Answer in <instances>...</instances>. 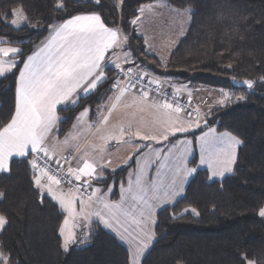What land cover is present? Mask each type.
<instances>
[{
	"label": "trees",
	"instance_id": "1",
	"mask_svg": "<svg viewBox=\"0 0 264 264\" xmlns=\"http://www.w3.org/2000/svg\"><path fill=\"white\" fill-rule=\"evenodd\" d=\"M156 1L160 0H121V4L100 0L96 5L64 0L66 7L61 11L54 9L56 0H0V40L8 42L2 45L21 48L23 56L18 58L22 60L48 37L50 25L83 12H97L107 26L128 36L125 51L154 77L232 94L229 103L213 109L206 125L242 141L234 173L222 181H210L207 170L197 171L184 197L159 213L157 240L142 264H239L242 253L264 264V218L258 214L264 207V0H165L177 9L190 8L192 24L164 64L146 52L145 40L130 23L142 5ZM21 7L30 24L17 29L11 25V13ZM116 73L107 70L109 82L81 99L78 106L59 110L60 137L82 110L94 111L112 95ZM17 75L0 78V126L14 112ZM242 80L255 84L251 89L233 84ZM160 91L172 97L163 85ZM239 96L244 99L237 100ZM128 170L108 173L104 183L122 180ZM0 192L4 193L0 214L9 220L0 235V251L11 256L12 264H128V250L97 222L86 244L63 250L58 225L66 214L50 197L40 202L25 160H15L9 173H0ZM185 208H195L199 216L189 211L182 218H172Z\"/></svg>",
	"mask_w": 264,
	"mask_h": 264
},
{
	"label": "snow or ice",
	"instance_id": "2",
	"mask_svg": "<svg viewBox=\"0 0 264 264\" xmlns=\"http://www.w3.org/2000/svg\"><path fill=\"white\" fill-rule=\"evenodd\" d=\"M93 2L100 4V0ZM159 6H167L165 0H160ZM65 7L64 0H56L55 10L62 11ZM152 8L153 5H142L138 12L143 14L146 9ZM175 11L181 16H188L191 9ZM11 14L15 17L11 24L16 28L30 24L22 7L12 10ZM139 19L137 16L130 23L136 25ZM49 28L50 35L43 46L22 60L18 59L23 56L21 48L0 46V78L18 73L14 112L10 120L0 126V173L11 171L10 162L14 157L27 162L32 172V183L41 197L40 202L50 197L59 206L61 214H66L58 225L60 246L65 252L69 251L71 245L86 244L94 232L93 223L97 222L111 229L129 245L128 264H141V257L155 239V231L150 225L156 223L157 208L175 201L183 192L184 182L197 171V167H188L191 151L188 146L193 143L192 140L180 141L185 147L178 153L173 152L175 144L165 151L163 146L153 147V142L162 145V142L176 137L178 133H188L193 126L199 128L200 109L191 107L192 93L186 85L179 88L172 85L174 92L169 100L168 94L160 91V79L141 68L131 52L125 51L128 36L119 28L107 26L99 13L83 12ZM7 43L0 40V45ZM161 63L164 64L162 59ZM20 64L23 66L19 67ZM108 65L114 66L117 73L116 78L111 80L110 91L113 95L108 97L112 102L107 109L108 114L98 109L101 123L108 122L112 111L126 94L135 97L134 103L150 105L161 116L159 129L145 130L142 124L134 127L129 122L104 138L105 142L114 140L117 144H133L137 156V169L130 175L127 187L121 184L118 201L108 199L111 187L108 193L92 187L93 181L102 178L110 160L104 161L101 157L98 163L88 159L86 153L79 158L59 156L54 150L55 146L49 145L50 134L60 120L57 105L76 107L81 99L109 82L106 69H112ZM261 81H264V77ZM243 83L251 89L255 82L245 80ZM181 90L188 91L187 105L179 102L177 93ZM153 91L160 97L159 100L150 99ZM220 91L219 105H226L233 99L232 94L223 89ZM236 99L242 100L244 97ZM88 113L89 109L85 108L77 116V122H83ZM181 113H185V116L181 117ZM203 123L206 125L207 121ZM76 127L73 125V128ZM71 138L70 134L62 143L68 145ZM196 139L200 147L199 164L207 165L211 173L209 179L233 172V165L237 161L236 148L242 143L241 140L228 132L216 133L215 128H209ZM76 150L79 151V148ZM100 151H104L103 147ZM74 159L78 160L75 167L72 166ZM127 159L131 160L132 156ZM149 168H155L154 177L147 174ZM65 183L70 186L67 193L61 187ZM3 195L0 192V197ZM189 211L199 216L195 208H185L172 218H182ZM258 214L264 218V207L259 209ZM8 223V218L0 214V232L5 230ZM0 264H12L11 256L0 251ZM239 264H256V261L242 253Z\"/></svg>",
	"mask_w": 264,
	"mask_h": 264
},
{
	"label": "crops",
	"instance_id": "3",
	"mask_svg": "<svg viewBox=\"0 0 264 264\" xmlns=\"http://www.w3.org/2000/svg\"><path fill=\"white\" fill-rule=\"evenodd\" d=\"M120 2L119 3L117 2V4H121ZM157 2H160V1H156L154 3H157ZM154 3H151V4H154ZM49 35L36 48V50H38L40 47L43 46V44L49 38ZM117 51H120V50L117 49ZM121 63H122V58H121ZM108 68L114 69V66L108 65ZM107 70L108 69H106V74H107ZM159 79L161 81V85H163L165 89L169 91L170 95L173 94L174 92L172 85H175L177 88H179L181 85H186L187 89L191 90L192 102H194V104L196 105V108L200 107V110H203V109H204L203 111L209 110L210 105L207 106V103L210 104L211 99L205 100L204 98H207L206 96H210V95L214 99V103H212V106H216V107L220 106L217 103V101L221 97V92L219 91H215L211 88H208L207 86H203L199 84L180 83L171 77L159 78ZM112 95H113V92H112ZM177 96L181 97L184 100H188V91L181 90L179 93H177ZM134 99L135 97H133L131 94H126L125 97H123L120 103L117 105L116 109L112 111L109 117V120L106 124L100 122L98 118V108L101 112L104 113V106H106L107 103H110L111 105L112 103L111 101L107 99L104 103H102V105L97 107L96 110L94 111L91 110V108H87L89 109L87 118L83 122L78 123L77 117H76L72 124V127L62 137H60L59 134H60V123L62 122L63 119L59 114V110L62 108H68L72 106L57 105V115L58 117H60V120L58 121L53 132L50 134L49 145L55 146L54 150L57 152L59 156L72 155L75 158H79L82 154L86 153L88 159L96 160L98 163L101 161V157H103L104 161H108V160L111 161L109 166L103 170L102 178L99 181H93V185H92L93 188H100L105 193H108V189L111 187L112 191L108 193V199L111 201H118L120 199V188H121L122 183L124 184L125 187H127V182H128L130 175L133 174L137 169V164H136L137 156L134 154L135 148L133 144H117L116 141L114 140H107V142H105L104 138L107 137L110 133L115 132V130L118 129L117 127L119 126V124L126 126L129 122H132L134 127L142 124L145 130H154V129H159L160 127V124L158 123V121L161 119L160 114L157 113L156 110L153 109L148 104L134 103L133 102ZM150 99L159 100L160 97L157 94L150 93ZM83 111L84 110H82L81 112ZM79 114L77 116H79ZM104 114L107 115L108 111H106ZM180 115L181 117H183L185 116V113H181ZM73 125H77V127L73 128ZM199 128L202 129V126H200ZM199 128L193 126L188 133H178L176 137H170L168 141L162 142V145L155 144L153 142V147L159 148L163 146L165 151H167V149L170 148L172 144H175L176 148L173 149V152L174 153L182 152L184 150L185 145L181 144L180 141H183L186 139L192 140L190 139L191 136H193L195 133H198ZM205 128H208L207 125H204L203 129ZM70 134L72 138L70 139L69 144L64 145L62 142ZM195 140H196V143L193 142L190 146H188L191 149L188 155V161H189L188 167H197V171L207 170L210 176V170L207 168V165L199 164V160H200V152L198 151L199 144L197 142V139ZM77 147L79 148V151L76 150ZM102 147L104 149L103 152L100 151ZM130 155L132 156V159L128 160L127 158ZM196 156H197V163H193ZM30 158L31 157H29V159ZM15 160H23V158L14 157L12 161L10 162V169H11L12 163ZM126 160H127V163H125ZM77 163H78V160L74 159L72 166L73 167L77 166ZM199 167L202 169H199ZM126 168H129V170L127 171L126 175L124 176L122 180H117V181L114 180L111 183H104L108 178V173H114L116 171L126 169ZM98 171H99V168H98ZM146 172L148 175L153 176V177L156 175L155 168H149L146 170ZM196 173L192 174L191 176L187 178V180L183 184V192L179 196L176 197L175 201H173L170 204H164L163 206L157 208L156 214H155L156 223L154 225H150V227H152L155 231V239L152 245L149 247V249L141 257V264L143 263L145 256L147 255V253L150 251V249L152 248V246L155 244L157 240L156 227L158 223L159 213L167 208L174 206L184 197L187 185L189 181L196 175ZM61 187L65 193H67L70 188L69 185L68 186L61 185ZM77 208H79V204H77ZM103 228L106 231H108L110 234H112L128 250L129 245L125 241L117 237L116 234L111 229L105 228L104 226ZM0 235H1V232H0Z\"/></svg>",
	"mask_w": 264,
	"mask_h": 264
},
{
	"label": "rangeland",
	"instance_id": "4",
	"mask_svg": "<svg viewBox=\"0 0 264 264\" xmlns=\"http://www.w3.org/2000/svg\"><path fill=\"white\" fill-rule=\"evenodd\" d=\"M78 1H93V0H78ZM117 1L120 2L121 0H117ZM165 2L167 6H159L160 2L150 4L153 5V8L150 10L146 9L143 14L139 13L140 19L138 23L133 26L138 36L143 37L144 40H147L146 47L148 49V53L155 55L159 60L162 59L163 61H168L171 53L176 49L178 44L185 38V36L189 32L190 26L192 24V11L188 14V16H181L177 13V11H175L177 8L170 6L167 1ZM179 10L182 12L184 9H179ZM14 18L15 17H13V19ZM13 27L16 28L15 26ZM0 46H9V45H0ZM127 46H128V41H127ZM149 46L151 47L149 48ZM208 88L221 92L220 91L221 89H215L212 87H208ZM225 92L229 93L228 91ZM206 97L207 98H204L205 100L211 99L210 104L207 103V106L210 105L209 110L211 111L210 114L205 115V113H208L209 110L207 111H203L204 109L200 110L202 129L199 128V132L191 136L190 139H192L194 143H196L195 139L202 136L205 132L208 131L209 128H215L213 125H207L208 128L203 129L205 125L203 121L211 117V113L213 109L216 107V106H212V103H214L213 97L211 95ZM102 98L104 97L102 96ZM102 103H104V100L102 101ZM109 105L110 103H107V105L104 106V113L107 111ZM198 108L200 109V107ZM215 130L216 133H224L217 131L216 128ZM240 146L241 144L238 145L236 148V155H238V149ZM198 151L200 152L199 145H198ZM235 167H236V163L235 165H233L232 173H226L223 177H216L210 179V181H222L226 179L227 176H230L234 173ZM199 169L202 168L199 167ZM256 264L259 263L256 262Z\"/></svg>",
	"mask_w": 264,
	"mask_h": 264
},
{
	"label": "built area",
	"instance_id": "5",
	"mask_svg": "<svg viewBox=\"0 0 264 264\" xmlns=\"http://www.w3.org/2000/svg\"><path fill=\"white\" fill-rule=\"evenodd\" d=\"M153 92L156 93L155 91H153ZM168 98H169V100L172 99V97H168ZM178 99H179V102H180L181 104L187 105L188 100H184V99H182V98L179 97V96H178ZM191 107H192L193 109L196 108V107L194 106L193 102H192ZM66 168H67V167H66V165H65V169H66ZM65 184H66V183H65ZM62 185H64V184H62Z\"/></svg>",
	"mask_w": 264,
	"mask_h": 264
},
{
	"label": "water",
	"instance_id": "6",
	"mask_svg": "<svg viewBox=\"0 0 264 264\" xmlns=\"http://www.w3.org/2000/svg\"><path fill=\"white\" fill-rule=\"evenodd\" d=\"M243 81H245V80H242V81H234L233 84L236 87H238V88H248V86L246 84H244Z\"/></svg>",
	"mask_w": 264,
	"mask_h": 264
}]
</instances>
